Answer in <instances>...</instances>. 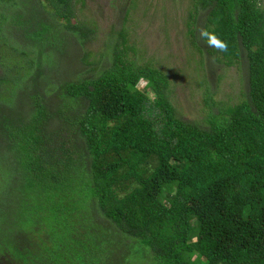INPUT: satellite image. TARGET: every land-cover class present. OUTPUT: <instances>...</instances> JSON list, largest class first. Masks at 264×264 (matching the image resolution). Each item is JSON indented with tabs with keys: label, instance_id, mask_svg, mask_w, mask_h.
I'll return each instance as SVG.
<instances>
[{
	"label": "trees",
	"instance_id": "1",
	"mask_svg": "<svg viewBox=\"0 0 264 264\" xmlns=\"http://www.w3.org/2000/svg\"><path fill=\"white\" fill-rule=\"evenodd\" d=\"M108 1L0 0V264H264V0H189L194 47L245 71L207 125L134 57V0L92 50Z\"/></svg>",
	"mask_w": 264,
	"mask_h": 264
},
{
	"label": "rangeland",
	"instance_id": "2",
	"mask_svg": "<svg viewBox=\"0 0 264 264\" xmlns=\"http://www.w3.org/2000/svg\"><path fill=\"white\" fill-rule=\"evenodd\" d=\"M112 1L106 3L100 16L95 15L98 31L90 43L95 53L106 50L104 41L113 28L116 14V4ZM77 5L81 8L79 17H85L88 14L87 8H82L81 2ZM189 6V0H134L124 26L130 42L136 48L135 56L133 53L131 55L137 62L149 61L168 74L171 100L178 115L207 125V117L211 112L216 113L218 106H211L212 101H207V95L210 93L215 102L239 101L246 85L245 71L242 64L226 67L213 56L194 47L188 38L185 24ZM198 44L201 49H206L204 43L199 41V36ZM71 68L63 67L62 71ZM144 85L145 81H140L139 87L143 88ZM116 236L122 238L117 241ZM113 237L112 241L121 245L120 255L130 248L140 251L144 248L136 238L125 234L117 233ZM128 240L137 243L131 246ZM107 264H119L118 259H111Z\"/></svg>",
	"mask_w": 264,
	"mask_h": 264
},
{
	"label": "clouds",
	"instance_id": "3",
	"mask_svg": "<svg viewBox=\"0 0 264 264\" xmlns=\"http://www.w3.org/2000/svg\"><path fill=\"white\" fill-rule=\"evenodd\" d=\"M213 40L215 43H217L218 45H220L221 47H224L225 45H223V43L217 39H215V37H213Z\"/></svg>",
	"mask_w": 264,
	"mask_h": 264
}]
</instances>
